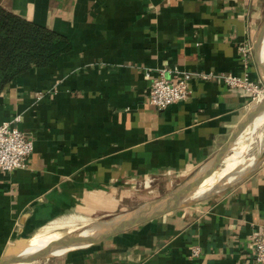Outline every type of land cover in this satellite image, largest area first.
<instances>
[{"label": "crops", "instance_id": "crops-1", "mask_svg": "<svg viewBox=\"0 0 264 264\" xmlns=\"http://www.w3.org/2000/svg\"><path fill=\"white\" fill-rule=\"evenodd\" d=\"M0 4L71 41L69 50L17 74L0 93V121L20 114L19 128L33 137L24 165L0 171V260L10 254L12 264L13 249L42 224L34 264H264L250 249L252 234L264 229V155L221 191L39 258L48 240L94 233L55 216L115 215L136 184L153 179L169 192L227 142L254 99L244 87L195 72L248 70L262 84L254 57L245 67L238 46L253 43L264 0ZM160 68L173 80L193 72L188 96L163 108L147 96ZM58 223L63 233H53Z\"/></svg>", "mask_w": 264, "mask_h": 264}, {"label": "built area", "instance_id": "built-area-1", "mask_svg": "<svg viewBox=\"0 0 264 264\" xmlns=\"http://www.w3.org/2000/svg\"><path fill=\"white\" fill-rule=\"evenodd\" d=\"M241 60L246 67L253 59V46L251 42H243L238 46ZM150 72L147 71L146 74ZM203 79H214L228 86H240L246 88L252 99L260 96L264 91L259 80L251 78L248 70L242 74L229 71H201L195 72ZM193 72L182 71L174 80L165 76V68L157 70L152 77L147 92L148 102L157 108H163L173 102L186 98L190 92L188 82ZM20 114L0 121V171H9L23 166L26 156L33 149V137L28 135L18 126ZM250 249L256 262L264 263V229L254 232L251 236ZM191 255L197 256L200 248L191 246Z\"/></svg>", "mask_w": 264, "mask_h": 264}, {"label": "water", "instance_id": "water-1", "mask_svg": "<svg viewBox=\"0 0 264 264\" xmlns=\"http://www.w3.org/2000/svg\"><path fill=\"white\" fill-rule=\"evenodd\" d=\"M264 39V18L256 32L255 38L253 40V57L261 71L262 75V83L264 86V61L261 57V45ZM264 93V92H263ZM262 110H264V100L262 102ZM252 114V110H249L243 121L237 126L234 133L227 140V142L220 147V149L214 154V156L208 160L205 164H203L202 168L196 173L192 178L184 181L173 190L161 195L155 199L145 202L141 206L132 209L130 211L113 215L109 218L103 219L98 225V230L94 233L80 237V238H54L48 240L43 246L39 248V258L47 255L49 252H52L56 249L68 248V247H76L94 243L109 233L124 229L133 224L146 220L150 217L155 216L165 210L170 208L188 204L191 202L198 201L202 198H205L211 194H214L222 189L226 188L228 185L233 183L235 180L243 176L246 172L253 169L261 158L264 155V146L261 147L256 153L253 154L251 160L241 166L235 168L228 176H226L223 180H221L216 185L205 189L202 192L196 193V189L194 187L196 180H201L204 176L210 172L208 170L211 164H214L218 159L222 158L230 148V146L236 142L238 131L241 125L250 117ZM29 241V239L25 242V244ZM24 244V246H25ZM10 254H5L1 260L0 264H7L9 260Z\"/></svg>", "mask_w": 264, "mask_h": 264}, {"label": "trees", "instance_id": "trees-1", "mask_svg": "<svg viewBox=\"0 0 264 264\" xmlns=\"http://www.w3.org/2000/svg\"><path fill=\"white\" fill-rule=\"evenodd\" d=\"M70 48L63 33L0 4V93L17 74L45 66Z\"/></svg>", "mask_w": 264, "mask_h": 264}, {"label": "bare ground", "instance_id": "bare-ground-1", "mask_svg": "<svg viewBox=\"0 0 264 264\" xmlns=\"http://www.w3.org/2000/svg\"><path fill=\"white\" fill-rule=\"evenodd\" d=\"M261 57H262V60L264 61V47L263 48L261 47ZM263 92L260 96L255 98V99L260 98L258 99L257 104L255 105V112L251 116V118L248 121H246L244 124H242V126L240 127V131H238L236 142L234 143V145L231 146L232 151L229 153L227 152L222 158H220L214 164H211L208 167L209 168L208 170H210V172L208 173V176L204 180L201 181L198 179L195 181L194 187L197 188L196 193L204 191V188L206 186L214 184V182L225 178L235 168L247 163L248 160L250 161L253 154L256 153L261 147L264 146V140L263 141L260 140V138L262 139L264 135H262L261 137L256 136L258 134L256 132H254V134L249 135L250 129H251L250 126L256 121L262 125L261 133L264 132V110H262V104H263L262 102L264 100ZM250 141H252L255 145L249 146L248 143ZM240 148L244 150V156L232 160L233 156L235 155L234 154L235 151H237V149H240ZM223 161H225V164L227 165V167L223 170L220 168L218 169V165L222 166L224 164L222 163ZM73 213L77 217H79L80 223L73 221L69 219L68 217L62 216V215H58L55 217L59 218L63 223L67 225H72L74 227H79V228H86L89 230H94V232L98 230V227H95V226L98 225V223H100L103 220L101 215H88V214H83L80 212H73ZM41 225H39V227L35 230L34 234L29 238V241L25 244V246L23 247L19 246L13 249L16 252V255L14 257L12 264L30 263L32 252H33L32 248L35 245L38 246L43 243L44 238L35 244L36 237H38Z\"/></svg>", "mask_w": 264, "mask_h": 264}, {"label": "rangeland", "instance_id": "rangeland-1", "mask_svg": "<svg viewBox=\"0 0 264 264\" xmlns=\"http://www.w3.org/2000/svg\"><path fill=\"white\" fill-rule=\"evenodd\" d=\"M261 47L263 48L264 47V39H263V41H262V45H261ZM262 83V82H261ZM262 87L264 88V86H263V83H262ZM258 99H260V98H258ZM258 99H254V102H253V105H252V114L250 115V117L248 118V119H246V121H248L250 118H251V116L254 114V112H255V105L257 104V101L256 100H258ZM245 121V122H246ZM244 122V123H245ZM243 123V124H244ZM242 126V125H241ZM260 127V128H259ZM250 133H249V135H251V134H254V132H256V133H258L256 136H259V137H261L262 135H264V132L263 133H261L262 132V125L259 123V122H254L253 124H251V126H250ZM256 129V130H255ZM260 140H264V136H263V138L261 139L260 138ZM251 143V144H250ZM232 145H234V143L232 144ZM231 145V146H232ZM248 145L249 146H251V145H255L252 141L251 142H249L248 143ZM231 146H230V148L228 149V153L229 152H231L232 150H231ZM235 155L233 156V158H232V160H234V159H237V158H240V157H243L244 156V150H242L241 148L240 149H237V151H235V153H234ZM219 160V159H218ZM228 160V159H227ZM222 163H224L222 166L221 165H218V169L220 168V169H225L226 167H227V165L225 164V161H223ZM226 165V166H225ZM196 175V174H195ZM208 175L206 174L205 176H204V178L202 179V180H204L206 177H207ZM224 179V178H223ZM223 179H221V180H223ZM221 180H218V181H216V182H214V184H211L212 186H214V185H216L217 183H219ZM149 183V185H145V184H140V185H138V184H136V189L131 193V198H129V199H126L125 201H123L121 204H120V206H118L116 209H115V213L116 214H120V213H124V212H127V211H130V210H132V209H134V208H136L137 206H139V205H141L143 202H145L147 199H149V198H151V197H154V196H158V194H160V195H163V194H165L167 191H168V189H169V187L168 186H166V184L163 182V180H161V179H153L152 181H149L148 182ZM211 185H208V186H206L205 188L206 189H208V187L209 186H211ZM211 186V187H212ZM115 214V215H116ZM60 215H62V216H66V217H68L69 219H71V220H73V221H76V222H79L80 223V219L79 218H77V217H74V216H72V214L71 213H65V214H60ZM114 215V214H113ZM113 215H105V216H101L103 219H105V218H109V217H111V216H113ZM41 229H42V226L40 227V232H39V234H38V237H36V242H35V244L38 242V238L40 237V233H41ZM65 229H64V225L62 224V223H58L57 224V226H56V228L53 230V233L55 232V233H57V232H59V233H63V231H64ZM41 239H43V238H41ZM40 239V240H41ZM39 240V241H40ZM35 247H37L36 245L32 248L33 250H34V253H35V249H37V248H35ZM32 249H30V250H32ZM13 253H15V251L13 250ZM33 253V252H32ZM33 255V254H32ZM34 256V255H33ZM37 261H35L34 259H32V257H31V261H30V263H28V264H34V263H36Z\"/></svg>", "mask_w": 264, "mask_h": 264}]
</instances>
